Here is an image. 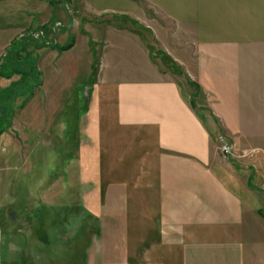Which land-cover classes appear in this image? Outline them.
<instances>
[{
    "label": "crops",
    "instance_id": "1",
    "mask_svg": "<svg viewBox=\"0 0 264 264\" xmlns=\"http://www.w3.org/2000/svg\"><path fill=\"white\" fill-rule=\"evenodd\" d=\"M144 1L183 30L166 53L184 88L117 19L138 18L137 0H0V95L24 76L22 102L41 98L23 116L60 117L62 94L91 84L77 167L90 206H122L123 264H264V0ZM219 134L247 156L222 165Z\"/></svg>",
    "mask_w": 264,
    "mask_h": 264
},
{
    "label": "rangeland",
    "instance_id": "2",
    "mask_svg": "<svg viewBox=\"0 0 264 264\" xmlns=\"http://www.w3.org/2000/svg\"><path fill=\"white\" fill-rule=\"evenodd\" d=\"M137 1L138 18L117 19L145 39L160 68L184 88L181 63L166 53L169 44L176 49L174 34L183 30L152 13L144 0ZM67 79L73 83V78ZM86 85L91 84L62 94L68 107L61 109L60 117L59 110H51L40 119L36 105H31L32 114L23 116V105L30 99L40 101L41 92L27 94L30 97L22 102L25 93L21 96L19 87L14 101L3 113L0 110V264H123L122 206H113L110 200L102 203L99 197V204L90 206L91 189L77 167L87 111ZM229 160L221 159V164ZM93 207L95 212L90 210Z\"/></svg>",
    "mask_w": 264,
    "mask_h": 264
},
{
    "label": "built area",
    "instance_id": "3",
    "mask_svg": "<svg viewBox=\"0 0 264 264\" xmlns=\"http://www.w3.org/2000/svg\"><path fill=\"white\" fill-rule=\"evenodd\" d=\"M56 24L59 25V23H56ZM30 34H31L30 37L32 39L43 40L45 44H49L51 42V41L49 42L48 39L45 40L44 33L42 30L31 32ZM218 142H219V145H218L219 154L223 161L229 160L231 157L240 158V157L247 156V153L239 151L236 148L235 143L227 139V137L224 136L223 134H219Z\"/></svg>",
    "mask_w": 264,
    "mask_h": 264
},
{
    "label": "trees",
    "instance_id": "4",
    "mask_svg": "<svg viewBox=\"0 0 264 264\" xmlns=\"http://www.w3.org/2000/svg\"><path fill=\"white\" fill-rule=\"evenodd\" d=\"M31 40H33L34 42H36V43H39V44H45L44 43V41L43 40H34V39H31ZM15 49V48H14ZM22 49V48H21ZM15 50H17V49H15ZM30 62L26 65V67L28 68V69H30L32 72H31V74H32V76H31V80L33 81V82H36L37 81V68H36V62H35V59L33 58V57H30ZM34 61V62H33ZM10 62H12V72L13 73H19V74H22L23 73V70L25 69V66H23L22 65V61H20V59L18 60V58L17 57H15L12 61H10ZM34 74V75H33ZM25 79V77L24 76H21V78H20V80L18 81V85H16L15 87V89H17L18 87L19 88H21L20 86H21V82L23 81ZM13 91V90H12ZM16 95V92H14L13 91V93L10 91V92H8V93H6V94H4V93H2V95H0V104H2L3 103V101H6V99H8L9 98V96H15ZM0 110L2 111V113H3V108H2V106L0 105ZM0 115H2L1 114V112H0Z\"/></svg>",
    "mask_w": 264,
    "mask_h": 264
},
{
    "label": "water",
    "instance_id": "5",
    "mask_svg": "<svg viewBox=\"0 0 264 264\" xmlns=\"http://www.w3.org/2000/svg\"><path fill=\"white\" fill-rule=\"evenodd\" d=\"M91 87V85H86L85 86V90H84V93L86 94V95H88V89ZM12 216H14V213H12Z\"/></svg>",
    "mask_w": 264,
    "mask_h": 264
}]
</instances>
